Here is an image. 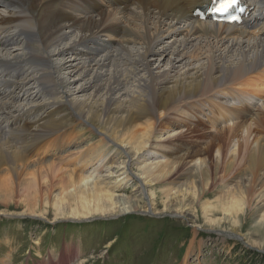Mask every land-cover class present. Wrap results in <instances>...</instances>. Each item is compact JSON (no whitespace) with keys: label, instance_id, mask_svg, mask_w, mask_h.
<instances>
[{"label":"bare ground","instance_id":"1","mask_svg":"<svg viewBox=\"0 0 264 264\" xmlns=\"http://www.w3.org/2000/svg\"><path fill=\"white\" fill-rule=\"evenodd\" d=\"M205 3L207 0H0L1 178L12 181L19 168L33 167L34 174L61 171L63 179L58 183L68 188L53 196L57 212L107 217V213L135 208L130 206L131 197L122 199L112 193L122 188L118 181L128 177L124 174L130 167H135L133 177L145 194L148 182L161 181L183 164L186 172L181 182L188 175L180 186L184 204L189 195L195 200L200 189L208 188L212 176L217 177L219 157L212 169L197 154L168 162L141 161L139 155L153 140L156 122L163 117L174 114L193 134L204 125L201 117L207 111L212 116L209 126L216 131L212 134L216 154L228 150L231 157L218 178L233 183L209 207L219 210L220 216L213 222H222L220 229L228 236L242 232L244 215L255 227H264V102L254 93L232 90L235 84H246L247 76L253 74L264 80V0L250 2L256 6L253 16L239 26L194 19L192 9ZM19 43H23L22 49L17 48ZM19 74L29 79L20 75L12 85L10 78ZM78 94L81 98L75 96ZM211 94L219 97L211 98ZM205 100L211 103L209 107ZM250 106L263 111L262 119L258 113L249 122ZM232 119V126L216 128L220 121L227 124ZM81 121L97 129L102 138L77 156L76 169L63 171L54 164L39 166L30 160L32 152L42 149L38 141L62 130L63 135L71 134L74 122ZM193 122L196 126L190 128ZM105 140L126 152L128 161L120 168L117 183L110 181L109 174L93 177L94 170L88 171L104 153ZM239 158L240 167L233 173ZM20 187L29 190L35 183ZM168 191L167 200L173 197ZM146 198L148 206L154 203L153 196ZM182 214L193 220L192 212ZM212 225L204 223V227ZM263 246L260 242L258 249ZM58 256V262L48 258L44 264L72 261L69 253Z\"/></svg>","mask_w":264,"mask_h":264},{"label":"rangeland","instance_id":"2","mask_svg":"<svg viewBox=\"0 0 264 264\" xmlns=\"http://www.w3.org/2000/svg\"><path fill=\"white\" fill-rule=\"evenodd\" d=\"M36 25L34 24V26ZM22 47L23 43H19L17 46L19 49ZM63 73L65 72L63 71ZM20 75L26 76L19 74L14 79L10 78L12 85L15 79L19 80ZM64 75L67 76V74ZM255 76L254 74L247 76L246 84H235L232 90L254 93L264 102V80ZM26 77L29 79V76ZM15 86H11L9 90ZM3 89L8 90L4 87ZM78 95L75 96L81 98L82 95ZM218 97H213L211 94V98ZM257 100L256 98L255 102ZM210 104L207 103V100L204 101L205 107H209ZM22 105L25 103L22 102ZM41 106L49 111V106L44 104ZM41 111L40 115L44 114L45 111L42 108ZM247 111L251 123L259 112L257 107L251 106L247 108ZM11 112H15V109L13 108ZM262 112L258 116L261 119ZM169 115L163 117L161 121L159 120L160 122H156L157 128L153 131L155 136L142 152L143 154L139 155L144 157H140V160L146 162L179 161L178 159L181 160L183 155L197 154L201 156V158L199 157L201 161L210 164L209 166L213 169L212 166L216 165L219 157L217 177L212 176L213 180L209 187L203 191L200 189L195 200L189 195V199L183 202L185 205L180 202L182 197L180 186L188 176L185 175L186 179L181 182L183 174L186 172L183 164H181V168L174 169L173 173H171L172 168H169L171 176L168 175L159 182H148L144 187L147 190L145 194L140 191V184L133 177L135 167L132 165L131 170L125 171L124 175L128 177L118 181L122 183V188L114 190L112 193L116 197H123L122 199L131 197L130 206L136 209L126 213L118 211L107 213V217L100 216L101 213L76 216L70 215L66 211L63 213L64 215L57 212L53 206V196L60 193L59 189L68 188L67 184L58 183L63 179L62 172L58 169V172L34 174L33 172L36 171L32 169L33 167L30 169L19 168L17 175L12 177V181L1 178L4 176L1 172L0 264H44L48 258L58 262L57 256L60 253L59 258L64 253L70 254L72 261L68 264H264V246L263 249H258L259 243H264V227H255L248 215H244L240 220L242 232L232 233L233 235L230 232V237L225 234L226 231L220 229L223 227L222 222L218 225L213 222L220 216L219 210L216 207V209L209 210V207L218 201L221 190L233 183L231 180L218 178L224 174V163L228 162L231 157L228 150H225L220 156L216 154L213 146L217 141L212 136L216 131L209 126L211 125L209 118L212 116H207L206 111L204 117H201L204 125L201 124L195 133L189 134L188 127L182 122L183 120H179L181 123H178L177 116ZM31 118L32 116L29 114L28 119L31 120ZM195 122L191 124L190 128L196 126ZM233 122V119L226 122L227 124L220 121L216 128L225 129L224 127L228 125L232 126ZM72 127L74 130L70 132L71 134L63 135L62 130L61 133L57 132L44 142L38 141L40 144L38 146L42 149L32 152L30 160L38 163L39 166L48 165V163L54 164L62 168L63 171L76 169L77 156L80 153L84 155L85 150L89 148L92 149L102 136L97 129L82 121L80 124L74 122ZM8 136L12 137L13 135ZM22 139L28 141V137H22ZM29 139L33 142L32 138ZM17 141L16 143L21 142ZM104 142L107 143L104 153L101 158L96 159L95 165L88 171L90 173L94 170L93 177L99 175L105 177L109 174L110 181L116 182L120 178V168L128 161L126 152L124 147L120 148L115 144H109L106 140ZM29 143L31 142L29 141ZM35 143L36 141L33 142V145ZM174 158L176 160H171ZM240 158L235 160L238 166H233V173L238 172ZM242 159L245 168L247 158ZM197 170L195 169L193 173H196ZM31 181H34L35 187L29 190L20 187ZM141 183H144L143 179ZM167 190L173 194L169 200L164 198ZM174 193H176L175 196ZM147 196L154 197V203H150L149 206L147 205ZM32 210L33 214L30 213ZM181 211L192 212L193 220H190L189 216L186 217ZM207 215L212 216L207 218L205 217ZM72 217L79 218L73 219ZM82 217H87V219H82ZM205 222H211L214 227H204ZM237 236H241V240L235 238ZM245 242L250 247L252 246V249H249L250 247L246 246Z\"/></svg>","mask_w":264,"mask_h":264}]
</instances>
